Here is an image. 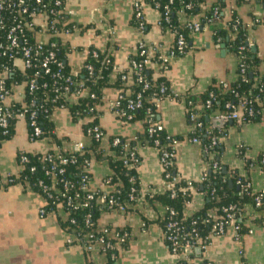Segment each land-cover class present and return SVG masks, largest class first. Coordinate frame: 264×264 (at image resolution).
<instances>
[{"label": "crops", "instance_id": "1", "mask_svg": "<svg viewBox=\"0 0 264 264\" xmlns=\"http://www.w3.org/2000/svg\"><path fill=\"white\" fill-rule=\"evenodd\" d=\"M212 0H205L200 13L191 16L199 22L201 15L210 7ZM69 31L58 35L57 41L65 48L64 64L69 74L78 76L86 61V53L94 50L107 54L112 59L113 69L108 79L109 86L101 92L96 107V126L103 138L99 148L103 153L113 150L110 140L114 138L135 141L133 151L137 158L135 180L136 201L126 206L125 213L107 211L100 214L99 229L110 228V232L126 231L127 247L119 251L118 264H175L178 259L172 255L163 240L160 222L164 208L153 197L163 195L165 185L159 164V151L145 142L137 140L144 132L143 121L128 123L118 120L108 110L120 90L113 86L117 75L125 77V87L132 84L129 73V58L136 53L139 43L153 56H168L174 43V35L159 25V12L151 5L142 7L143 32H139L134 20L133 0H63ZM247 28L254 22L264 21L263 7L254 0H246L239 6L234 0L226 3L224 17L232 13ZM178 20H180L178 18ZM248 38L255 47L256 57L264 62V26L248 28ZM186 54L170 60L164 72L170 97L156 103V123L168 137L178 140L173 147L174 175L178 181L197 184L208 170V162L216 157L222 168L235 172L247 180L253 193L264 195V171L256 160L264 153V113L256 122L225 123L214 127V117L208 119V126L216 130L219 150L208 154L200 142L191 141L192 126L187 118L186 95H199L212 84H231L237 78V58L230 54L222 43H217L210 28L204 25L201 31L191 37ZM40 37L39 40L46 41ZM155 73L159 68L149 67ZM264 77V64L259 69ZM84 120V122L89 121ZM50 122L55 142L48 138L31 141L24 121H16L12 136L0 141V264H86L82 248L66 243L67 234L60 229L58 212L39 215L43 200L21 183L7 184L8 179L19 174L17 161L20 152L43 155L50 149L71 151L73 143L88 146L82 123L71 120L65 109H55ZM242 150L241 155L238 154ZM247 161L252 165L247 166ZM109 166L105 161L90 160L89 190L108 194L112 188L106 185ZM204 196L199 190H192L189 202L184 208L186 217L204 206ZM250 234L238 237L233 225L221 236L209 235L203 245L196 247L187 264H264V228L249 224ZM126 234V233H125ZM92 264H105V256L96 247L89 255Z\"/></svg>", "mask_w": 264, "mask_h": 264}, {"label": "trees", "instance_id": "2", "mask_svg": "<svg viewBox=\"0 0 264 264\" xmlns=\"http://www.w3.org/2000/svg\"><path fill=\"white\" fill-rule=\"evenodd\" d=\"M205 0H144L145 4H149L154 7V4L158 5L157 11L161 19L159 25L163 29L170 30L174 34V41L180 36L184 41L183 55L189 50L191 36L190 31L181 25L178 21V12L182 11L185 17H193L200 13L199 6ZM210 7L201 15L199 19L200 26H208L212 32V37L217 43H222L226 50L234 55L236 58H240L243 64V73L239 74V65L236 66L237 78L231 84H212L202 94L193 96L186 95L185 104L187 110V118L190 115L195 117V122L200 123V129H196L192 132L191 138H197L199 142L208 154H215L219 150V145L211 146V138L217 137L216 130H211L207 133L208 119L213 116L223 115L230 113V109H226V105L236 107L239 104H245V107L252 109L254 112H264V77H260L259 69L264 62H261L251 49H246L245 44L248 38V28L242 24L236 14L233 12L229 19L224 17V9L227 2L221 0H212ZM246 0H234L235 5L239 6ZM255 3L260 4L264 10V0H254ZM189 6V8H186ZM217 10V14L214 17L213 12ZM167 11L168 22L163 21L162 16ZM64 21L59 25H63L62 29L69 31L71 24ZM133 24L137 26L135 19ZM264 26V21L259 22ZM145 25V24H144ZM52 39L54 45L51 48L55 53L56 63H61V67H57L56 64H50V73L48 76L42 75V81H34L32 84L33 89L28 90L29 81H24V76H31V72H26L24 75L18 71L11 73L8 80V85L11 84H24L22 103L27 107L25 109V118L28 119L30 113H34V118L37 126L40 129V138H48L55 142L53 134V127L50 122V116L55 109H65L71 120L75 123H82V130L85 133L89 127L96 126L97 112L95 107L99 105L101 99V92L104 88L108 87V79L113 69L112 59L107 54H99L97 59H93L91 56H87L84 66L91 68V72L87 71L86 67H83L78 76H72L69 74L67 67L64 64L66 49L61 47L58 41ZM48 48V47H47ZM244 48V50H240ZM182 55V56H183ZM181 57V56H179ZM162 56L159 53H155L153 56L140 55L137 50L136 53L129 58V73L131 75L132 84L129 87H125V80L121 77L125 74L117 75L116 81L113 86L120 90L119 104L125 107L127 100H134L139 95L141 107L135 111L129 112L130 119H121L122 122L128 123L131 121L141 120L144 125V132L137 138L140 142H145L148 145L154 147V141L159 142L157 147L159 150L171 151L169 147L170 139L177 141V138L166 136L163 131L149 136L147 133L148 127L151 123H155L156 119V104L154 100H162L166 97H170L167 90V81L164 78L163 69H160ZM105 59H108V64H104ZM148 59L150 63L158 67L159 73H155L151 68H145L140 72L131 69V64L141 65L143 60ZM57 76V77H56ZM137 76H141L142 80L137 83ZM71 77L72 83H81L83 87L87 88L92 98L86 97L80 99L73 104H69L65 101L62 93L63 87L67 84L64 81L65 78ZM163 89V93L160 90ZM77 90L76 86H71L68 90V94H73ZM206 101H210V107L205 108ZM14 112L21 111L20 104L16 103L9 109ZM242 121L244 123L256 122L260 119V115L253 117H247L246 113L241 111ZM84 122V120H88ZM15 119L10 118L7 121L6 133L0 129V141L9 139L14 130ZM28 131V129H27ZM112 141V139L110 140ZM135 141L119 139V144L116 147H111L115 153L116 159L110 156L104 155L99 148V142L91 140L87 147L78 153H68L59 149L60 155L69 160L66 165H59L55 163V168L51 174L46 175L45 171L49 170L51 162L47 161L45 155L39 154H25L26 162L21 163V156L17 155V161L21 166L19 177L16 181H8L7 184H13L16 182H26L30 190L39 195L43 200L42 209L44 213H51L58 211V205L65 209L66 201L69 200L71 205H77L76 209H69L67 219L58 220L60 229L66 234L72 235L79 242L86 236L89 237L88 241L91 244L97 242L98 239H102L104 245H108L107 249H103L101 253L105 256V264H118L119 251L111 248L115 243L114 239L108 235L110 228L99 229L97 221L101 213L112 211L113 208H109L107 200L101 198L105 195L102 192H93L92 199L87 200L88 193L83 192L84 188H88L90 182V174L87 170V163L91 160L105 161L111 171V175L108 179V185L113 186L118 193H114L113 198L115 201L122 205L126 203L130 205L136 201L138 195L137 183L135 180V167L128 169L122 164L120 156L124 155L125 147L129 151H133ZM134 152V151H133ZM242 150L239 149L238 154L241 155ZM51 154V153H49ZM73 158L74 162L71 163L70 159ZM264 153L260 154L256 160V164L264 171ZM216 164V169L212 170V164ZM208 170L204 176V179L197 184H192V190H199L204 196V206L198 212L185 216L183 210L187 202L191 197V192L186 187V183L183 181H177L174 186V196H170V192H165L163 195L153 197L151 201L159 203L163 208L171 210L173 216L170 217L165 213L163 220L160 222L162 231H165V225L169 219L177 221L182 227L185 234L190 235L197 234V240L195 245L191 249L190 259L193 256L192 251L204 244L206 238L209 235H215L212 230L216 221L223 219L225 213L223 210L232 208L229 211L231 217L234 219L235 224L238 226V237H242L247 233V227L245 223V207H251L255 216L249 220L250 224L263 227L264 225V195L261 198L260 205L255 207L256 193L251 191L250 185L246 179L240 177L237 173L226 171L223 173V168L215 156H212L208 162ZM252 165L250 161H247V166ZM33 170L31 171V169ZM61 171V173H59ZM170 175V179H175L173 164L167 170ZM54 176V177H53ZM54 179V180H53ZM57 190L58 194H54L50 188L51 182ZM46 186L50 198L47 197V193H42V189L38 186L39 183ZM230 184V186H229ZM65 186V188H63ZM131 189L134 190L133 202H128V197ZM195 224H192V223ZM104 230V232H103ZM192 231H194L192 233ZM126 233V234H125ZM117 237L122 239L120 243V249L127 247V232L115 231ZM123 234L126 236L123 237ZM167 245V243L165 242ZM168 246V245H167ZM83 253L86 259V264H92L89 261V254L83 249ZM177 264H187L185 261H178ZM207 264V263H203ZM242 264H244L242 262Z\"/></svg>", "mask_w": 264, "mask_h": 264}, {"label": "built area", "instance_id": "3", "mask_svg": "<svg viewBox=\"0 0 264 264\" xmlns=\"http://www.w3.org/2000/svg\"><path fill=\"white\" fill-rule=\"evenodd\" d=\"M144 0H133V7H134V19L137 22V30L141 33L144 30V22H143V16H142V7L146 5ZM150 2H153L154 0H149ZM223 2H228L230 0H221ZM154 8L157 10L158 5L154 4ZM186 8H189L187 6ZM70 13L65 11L63 0H0V129L3 130V133H6L7 128V121L10 118L15 119V121H24L26 124V128L28 129V137L31 141H36L40 138V129L37 126V123L34 118V113H30L28 116V119L25 118V109L26 105L22 103L23 98V90L25 85L24 84H11L8 85L6 81L8 80L11 73L14 71H18L24 75L26 72H31V76L27 77L24 76V81H29L28 90L31 91L33 89L32 84L34 81H42L41 76H48L50 73L49 65L50 64H56L57 67H61V63H56L55 61V53L51 50V48L54 47L53 43L51 42L52 39H55L58 37V35L62 32H67V30L62 29L63 25H59L64 21V17L68 16ZM217 14V10L215 9L213 12V16L215 17ZM163 21L166 23L168 22L167 17V11H165L164 15L162 16ZM178 18L180 20L179 23L181 25H185V27L190 31V36H196L202 29L199 22L192 21L189 17H185L184 13L182 11L178 12ZM161 19V17H160ZM66 22V20H65ZM258 21H254L250 27L252 28L255 25H258ZM173 34V33H172ZM174 35V34H173ZM40 37L47 38L46 41L39 40ZM183 46L184 41L182 37H178L170 50V53L168 56H162L161 63L158 64L160 69H163V71H166L168 69L170 60L179 56L183 55ZM48 47V48H47ZM253 46L249 41H246L245 48L251 49ZM137 50L139 51L140 55H147L148 57H151V54L147 52L146 47L143 43H139L137 46ZM136 50V51H137ZM241 51L244 50V48L240 49ZM99 52L91 50L86 53V56H91L93 59H97L99 57ZM108 59H105L104 64H108ZM237 65H239V74L243 73V64L241 62L240 58H237ZM153 66L152 63L148 61V59L143 60L141 65H136L134 63L131 64V69H134L137 72L142 71L145 68ZM86 67L87 71L91 72V68L88 66ZM57 77V76H56ZM122 80H125V77H121ZM142 80L141 76H137V83H140ZM67 84L63 87L62 93L65 101L69 104H73L77 102L80 99H84L86 97L92 98L90 96L89 91L87 88L83 87L81 83H72L73 81L71 77H67L64 79ZM225 85V84H224ZM71 86H76L77 90L73 92V94H68V90ZM160 93H163V89L160 90ZM122 97L120 94L116 97V99L108 104L107 110L114 115L118 120L121 121V119H130L129 112L135 111L136 109H139L141 107V102L139 99V95L136 96L135 101L134 100H127L125 107L120 106L119 100H121ZM158 100H154V103L156 104ZM20 104L21 111L14 112L9 110L13 104ZM97 107V106H96ZM95 107V110H96ZM205 108L210 107V101H206ZM63 109V108H59ZM227 110H231L230 113L223 114V115H217L213 118V120H218L222 124L233 122L236 124L242 123V114L241 111L246 113L247 117H253L255 115H260V113H264L263 109H261V112L257 111L254 112L252 109L245 107V104H239L236 107H232L229 105H226ZM212 120V121H213ZM188 121L190 125L192 126V131H195L196 129H200L201 124L195 122V117L193 115H190L188 118ZM244 123V122H243ZM210 128L208 126L207 133L209 132ZM162 131V127L158 123H151L148 127L147 133L149 136H152L156 134L157 132ZM84 136L89 140L97 141L100 143V141L103 138L102 131L97 127H89L86 129ZM169 138V137H168ZM191 141L193 143H198L199 140L197 138H192ZM176 141L174 139H170L169 141V147L171 151L166 150H159L157 147L159 146L158 141H154V147L158 149L159 151V164L162 170V178L165 185V191L170 192V196H174V186L176 182L178 181L175 179H170V175L168 174L167 170L169 167L173 164V147ZM218 140L216 137L211 138V146L217 145ZM119 144V139L114 138L110 142V147H116ZM85 148L83 143L77 142L73 143L71 145V151L68 152L70 154L72 153H78L81 152ZM62 150V149H61ZM51 153V154H49ZM21 156L20 162L25 163L26 157L24 155L26 153L20 152L18 153ZM45 158L47 161L51 162V166L49 170L45 171V174H51L55 168V163L59 165H66L69 160L63 158L60 153L59 149H50L46 153H44ZM106 156L115 157L114 151H110L108 153H104ZM118 159H121L122 164L125 165L128 169H132L137 164V158L133 151H129L125 147L124 155ZM70 162L73 163L74 159L71 158ZM262 163L264 164V160H262ZM90 161L87 163V170L89 168ZM21 167V166H20ZM212 170L216 169V164H212L211 167ZM33 168L31 169V171ZM21 171V170H20ZM20 173V172H19ZM61 173V171L59 172ZM111 175V171H109L108 176L105 179V183L107 185L109 176ZM205 174L202 176L201 181L204 179ZM19 177V174L16 175L14 178L8 179V181H16ZM54 177V176H53ZM54 180V179H53ZM21 183L23 186H25L27 189H30L28 184L24 182H18ZM38 186L42 189V193H47V197L50 198V195L48 194V190L45 185H43L41 182L38 184ZM109 186V185H108ZM112 188V191L108 194H105L101 199L107 200V205L109 208L114 209L112 211H117L118 213H125L126 211V203H123L122 205L118 204L115 201V198H113L112 194L118 193L117 190L113 186H109ZM186 187L189 189V191H192V184L186 183ZM65 188V186L63 187ZM51 191L55 194H58L57 190L53 186V181L51 182L50 188ZM83 192L88 193L86 196L87 200L92 199V191L89 190V188L85 187ZM134 190L131 189L128 197V202H133L135 200L134 198ZM263 197L262 193L257 194V197L255 198V207H258L260 205L261 198ZM188 203V202H187ZM186 203V205H187ZM77 205L74 204L71 205L70 201L67 200L65 204V209L63 207H60L58 205V215L63 219H67L69 209H76ZM185 205V206H186ZM232 210V208H228L223 210V213L225 215L223 216V219L216 221L214 224L212 230L215 232V236H221L224 234L226 228L230 225H233V229L236 232V235H238L239 228L235 224L234 219L231 217L229 211ZM167 213L170 217H172L174 214L171 210H167L164 208V215ZM39 215L44 216V210L41 208L39 210ZM183 215H185V212L183 210ZM186 216V215H185ZM255 216L253 213V210L251 207H245V213L243 217H245V223L247 227V233L250 234L252 231L249 227L250 224V218ZM192 224H195L194 222ZM264 228V225L263 227ZM104 232V230H103ZM163 232V240L167 243L168 251L174 255L178 261H189L190 259V252L193 246L195 245V241L197 240V234L187 235L184 233L182 227L179 225L177 221H173L169 219V221L165 225V231ZM108 235L111 236L115 243L112 244L111 248L119 249V245L122 242V239L120 237H117L115 233L108 232ZM126 235L123 234V237ZM66 243L68 245L77 244L84 249L89 255L94 251L96 247L99 248L100 252L103 251V249H107L109 246L104 245L102 239H98L96 243L91 244L88 240L89 237H85L82 239L81 242L77 241L74 236L67 234L66 236ZM102 255H104L102 253ZM177 264V262L175 263Z\"/></svg>", "mask_w": 264, "mask_h": 264}, {"label": "water", "instance_id": "4", "mask_svg": "<svg viewBox=\"0 0 264 264\" xmlns=\"http://www.w3.org/2000/svg\"><path fill=\"white\" fill-rule=\"evenodd\" d=\"M251 51H252V53L253 54H255V52H256V49H255V47H252L251 48ZM211 123H212V125L214 126V127H221L222 126V123L220 122V121H218V120H213V121H211ZM232 122H228V124H231ZM223 173L225 172V169L223 168ZM229 186H230V184H229Z\"/></svg>", "mask_w": 264, "mask_h": 264}]
</instances>
